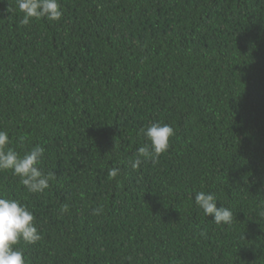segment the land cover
I'll use <instances>...</instances> for the list:
<instances>
[{
  "label": "trees",
  "instance_id": "trees-1",
  "mask_svg": "<svg viewBox=\"0 0 264 264\" xmlns=\"http://www.w3.org/2000/svg\"><path fill=\"white\" fill-rule=\"evenodd\" d=\"M60 4L24 25L0 0V130L55 174L31 193L0 171L42 235L16 246L26 264H264V0ZM154 122L175 129L170 149L133 169Z\"/></svg>",
  "mask_w": 264,
  "mask_h": 264
},
{
  "label": "clouds",
  "instance_id": "clouds-1",
  "mask_svg": "<svg viewBox=\"0 0 264 264\" xmlns=\"http://www.w3.org/2000/svg\"><path fill=\"white\" fill-rule=\"evenodd\" d=\"M20 12L23 13L21 23L28 25L33 19L47 18L48 21H59L63 10L60 0H16ZM150 145L139 147L136 158L131 160L133 169L147 161L157 163L160 156L166 153L171 146V139L175 136V129L161 122L151 123L139 130ZM27 138L19 137L21 144ZM11 140L7 131L0 130V171L11 170L14 176L31 193H42L50 187V180L54 173L45 174L40 167L45 149L35 146L30 151L20 155L10 146ZM118 170L112 169L109 176L115 178ZM195 204L203 211L205 216H212L217 225L231 224L233 213L230 208L217 207V197L214 193L199 191L195 194ZM67 210V205L62 206ZM98 212L99 209H94ZM264 216V212L260 213ZM33 212L26 204L12 198L0 196V264H26L24 253L16 246L21 240L28 244H36L42 239L36 224ZM205 235V233H201Z\"/></svg>",
  "mask_w": 264,
  "mask_h": 264
}]
</instances>
